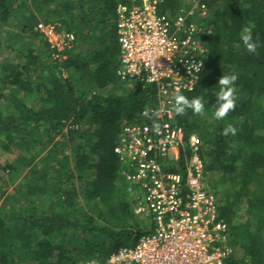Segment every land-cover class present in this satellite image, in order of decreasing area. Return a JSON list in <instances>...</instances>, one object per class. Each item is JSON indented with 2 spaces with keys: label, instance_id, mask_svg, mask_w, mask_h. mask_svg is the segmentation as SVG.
Masks as SVG:
<instances>
[{
  "label": "trees",
  "instance_id": "trees-1",
  "mask_svg": "<svg viewBox=\"0 0 264 264\" xmlns=\"http://www.w3.org/2000/svg\"><path fill=\"white\" fill-rule=\"evenodd\" d=\"M119 1L0 0V159L25 151L0 160V202L6 180L17 192L5 196L12 207L0 206V264H84L149 228L114 146L124 124L143 119L155 87L121 79L95 39L99 8L116 20ZM206 2L205 68L197 88L181 94L177 121L202 141L242 263L264 264V0ZM182 3L166 0L162 11L173 16ZM41 19L75 32L63 61L35 29ZM38 37L41 49L28 45Z\"/></svg>",
  "mask_w": 264,
  "mask_h": 264
},
{
  "label": "built area",
  "instance_id": "built-area-1",
  "mask_svg": "<svg viewBox=\"0 0 264 264\" xmlns=\"http://www.w3.org/2000/svg\"><path fill=\"white\" fill-rule=\"evenodd\" d=\"M165 1L120 0L115 13L117 74L155 87L154 103L141 110L143 119L124 124L114 146L126 191L149 228L84 264H228L235 252L201 155L202 141L177 121L181 94L197 88L205 68L211 9L206 0H188L172 16L162 11ZM35 29L53 59L63 61L74 46L75 32L59 20H40Z\"/></svg>",
  "mask_w": 264,
  "mask_h": 264
},
{
  "label": "rangeland",
  "instance_id": "rangeland-1",
  "mask_svg": "<svg viewBox=\"0 0 264 264\" xmlns=\"http://www.w3.org/2000/svg\"><path fill=\"white\" fill-rule=\"evenodd\" d=\"M118 0H115V2H117ZM188 0H183L184 5H187ZM99 4V3H96ZM55 5V4H54ZM103 3H100V6H102ZM58 6V4H56V7ZM101 9V10H100ZM99 13L95 16L96 18V31L98 32V34L96 35L95 39L99 42V45L103 47H105L106 51H108L109 54H111L112 56H114L117 60V64L120 65V45L118 42V38H117V30H116V20L115 18L111 17V15L113 14H109L108 12H112V10L106 7H101L99 8ZM107 13L109 14L107 16ZM42 20V19H41ZM11 30L13 29L12 27L10 28ZM42 38L38 37L34 40L30 39L27 43L28 45H32L35 46V48L37 49H41V45H42ZM6 110H9V107L7 105H5ZM25 151H23L22 149L18 148L14 151V153L11 154H2L1 155V159H4L6 157L9 158H13L14 156L19 155L20 153H24ZM7 155V156H6ZM211 177V175H210ZM5 179H7V175L5 176ZM212 179V177H211ZM8 182V185H6L7 188V195H13V197H16V193H15V188H14V184L10 183L8 180H6ZM21 181V179H20ZM6 194L2 197L1 202H0V206L1 207H8V203H10V200L7 199L5 196ZM14 204L13 202L10 203V206ZM12 207V206H11ZM240 218L242 220H246L247 218L250 217L249 213L247 212V205L244 204L242 206V209L240 211ZM135 239V238H134ZM134 239H132L128 244H130L132 241H134ZM127 244V243H126Z\"/></svg>",
  "mask_w": 264,
  "mask_h": 264
},
{
  "label": "crops",
  "instance_id": "crops-1",
  "mask_svg": "<svg viewBox=\"0 0 264 264\" xmlns=\"http://www.w3.org/2000/svg\"><path fill=\"white\" fill-rule=\"evenodd\" d=\"M147 224L149 225L148 221H147ZM234 249H235V252H234L235 256H233V259L235 260V264H243L242 263V259L244 258L243 249L241 247H235Z\"/></svg>",
  "mask_w": 264,
  "mask_h": 264
}]
</instances>
